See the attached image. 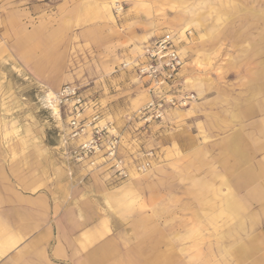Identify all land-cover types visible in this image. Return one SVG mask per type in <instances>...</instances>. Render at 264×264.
<instances>
[{
    "label": "rangeland",
    "instance_id": "1",
    "mask_svg": "<svg viewBox=\"0 0 264 264\" xmlns=\"http://www.w3.org/2000/svg\"><path fill=\"white\" fill-rule=\"evenodd\" d=\"M111 3L101 12L117 21L108 36L85 16L98 0H83L82 11L81 0H0L4 244L19 235L20 250L43 239L50 258L61 224L64 234H80L83 250L92 247L82 264H107L113 253L95 247L92 228L107 229L100 242L111 241L117 264H264V0ZM76 6L75 22L61 25ZM199 17L216 38L201 44L199 80H186L195 99L164 109L162 120L145 115V86L124 60L134 49L141 57L140 44L155 31L197 36ZM64 86L88 103L85 118L98 112L111 125L113 159L72 158L67 120L46 101ZM245 170L255 182L239 177ZM244 248L254 250L242 257Z\"/></svg>",
    "mask_w": 264,
    "mask_h": 264
},
{
    "label": "built area",
    "instance_id": "2",
    "mask_svg": "<svg viewBox=\"0 0 264 264\" xmlns=\"http://www.w3.org/2000/svg\"><path fill=\"white\" fill-rule=\"evenodd\" d=\"M183 65L184 59L172 34H163L143 47L141 58L133 69L138 78L145 80L150 92L159 94L156 100L146 104L145 115L162 120L165 106L182 108L195 99L192 93L181 91L179 75ZM164 90L169 92L163 94ZM53 104L67 120L68 139L76 141L69 153L77 163L88 161L92 164L94 160L90 159L97 156L114 158L118 140L111 132V125L101 124L98 112L90 118L83 116L88 103L77 88L64 86L55 95Z\"/></svg>",
    "mask_w": 264,
    "mask_h": 264
},
{
    "label": "crops",
    "instance_id": "3",
    "mask_svg": "<svg viewBox=\"0 0 264 264\" xmlns=\"http://www.w3.org/2000/svg\"><path fill=\"white\" fill-rule=\"evenodd\" d=\"M112 1L116 2L117 0H104L102 2H100V0H98V5L95 4L96 8L94 7V5H92L93 6L92 11H90L89 8H85V11L88 13V15H87V13L85 15L87 17L86 19L92 20L94 22V25L97 28V32L100 33V35H106L107 34L109 36V34H111V36H112L111 31H113V33H114L112 23L117 22V21H115L116 18L114 17V15H112V13H111V16H110L107 13L106 20H105L104 16H101V12H105V11L109 12L110 4H112L111 3ZM79 6H80L79 11L84 10V8H82V7H84L83 0H81V4ZM75 9L76 10L78 9L77 6L71 9L69 16H66L64 18H60L57 21L59 23L61 22V25H62V22H67V21L68 22H75V19L71 15V13L73 11H75ZM219 16L220 17L216 16L217 22L221 21L222 18H224L225 21L227 20V16H225V15H223V16L219 15ZM199 20L201 21L200 17H199ZM166 23H168V22H166ZM195 23L196 22H194L192 27L194 26V28L197 31V36H194V37L198 38L196 41L193 42L192 39L194 37L193 38L187 37V35H186L187 31L185 32L184 40H180L178 38L177 34L174 35V39L175 38L177 39V40L175 39V41H177L178 48H179L180 52H182V48H184L186 46L191 47V53L188 52V53L183 54V52H182V57L184 59V65H183V68H182L180 75H179V81L181 83V91L182 92H189L190 91L194 95H195V92H194L195 90L190 88L189 84L186 83V80L188 78H192L196 82H197V80H199L196 77V75L194 74V72H195L194 67L195 66L200 67L203 64V62L207 60V56L205 54L201 53V51H200V49H201L200 47L202 46L201 44L202 43L205 44L207 41L216 38V31L207 30L203 21H201L202 26H200V27H197ZM157 25H154L153 27L149 28L144 35H141L137 39L138 44L140 43L139 39H141L143 36H145L147 33H149L150 29L153 28L155 30V27ZM166 33H169V32H163L161 34H158L155 31V33H153L145 42H142L140 45H142V47H144L146 44L151 42L153 39L158 38V37H160ZM169 34H171V33H169ZM189 34L192 35V33L190 31H189ZM98 36H99V34H98ZM138 44H135L133 46L135 47ZM133 55H131L127 59H125L124 62L129 63V64L130 63L135 64L136 62H138L140 60L141 57H140V55L138 56L135 54V49H134ZM189 56H190V58H189ZM191 59H196V62L198 64H196V62L193 63L191 61ZM185 64H187V65H185ZM187 69L190 70V72H189L190 75H188L186 77L185 76L186 73L184 74V72L188 71ZM130 71L132 72L134 70L130 69ZM137 80L141 83V86H143V87L145 86L144 88H145L146 92L144 94H147V96H146V98H144L143 97L144 94H143L142 97H143V99L146 100V103H149V102L156 100L158 98L159 94L149 91L145 80L140 79V78H137ZM200 88L203 91L201 84H200ZM167 92H169V90H164L163 94H166ZM167 109H170V108L165 107V115H167ZM58 117H59V115H58ZM63 227L64 226H62L61 224H59V226H57V230L59 231V236L57 237L56 242H55V244L51 250L50 258L46 257V254H45V252H46L45 248L46 247H44L45 242H43L44 241L43 239L35 238L33 240H30L29 244L26 247H23L22 249L17 250V248L20 247L19 246L20 245L19 235H12L11 237H8V239L9 238H11V239L8 240V243L6 245L4 244V241L2 240L3 237H0V264H65L67 262L66 260L75 261V264H82L83 260L86 258L87 254L90 252L92 247L88 246L86 249L83 250L80 247L79 243L76 242V240H78L77 238L80 237V234L79 235L64 234L65 230ZM92 230H94L96 232V235L98 236V240L95 243V247L96 246H100V247L105 246L104 248H106V249L110 248V250L111 249L113 250V253H111L110 257L105 262L107 264H117L116 262H113V259L116 255V250L113 246L111 247V241L100 242L101 236L105 234V232H102L101 230L106 231L107 229L106 228L105 229L99 228L98 230H96V229L92 228V229L87 230V231H92ZM12 238L14 240H16L15 245H14V240ZM85 250H87L86 256L82 257L83 252H85ZM8 253H11V255H8ZM55 254H57V256H55ZM78 255L80 256L79 259H78ZM72 257H74V258H72Z\"/></svg>",
    "mask_w": 264,
    "mask_h": 264
},
{
    "label": "bare ground",
    "instance_id": "4",
    "mask_svg": "<svg viewBox=\"0 0 264 264\" xmlns=\"http://www.w3.org/2000/svg\"><path fill=\"white\" fill-rule=\"evenodd\" d=\"M54 94L52 91L48 92V94L46 95V101L49 103L48 105H50L52 112L55 115H58V108L56 107V105L53 104V100H54ZM237 134V133H236ZM238 136V135H237ZM232 140V139H231ZM237 143V140L234 139L232 144L235 145ZM242 144V143H241ZM235 147V146H234ZM233 148V147H232ZM235 149H238V146L235 147ZM240 178H243L245 182L249 183V182H255L256 181V176L255 174H253L250 170H245L243 171L240 175ZM260 189L263 190V186L260 184ZM260 190L257 189V194H259ZM254 193V192H253ZM254 249H249V248H244L243 250H241V256L242 257H247L248 255L251 254V252H253ZM57 255V254H56Z\"/></svg>",
    "mask_w": 264,
    "mask_h": 264
}]
</instances>
